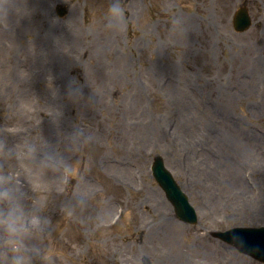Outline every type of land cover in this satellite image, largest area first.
<instances>
[{"label": "rangeland", "instance_id": "rangeland-1", "mask_svg": "<svg viewBox=\"0 0 264 264\" xmlns=\"http://www.w3.org/2000/svg\"><path fill=\"white\" fill-rule=\"evenodd\" d=\"M108 2L0 0V172L47 216L52 264H264L210 234L264 224V0H122L123 30ZM48 152L74 165L67 182ZM156 154L198 223L176 216Z\"/></svg>", "mask_w": 264, "mask_h": 264}, {"label": "clouds", "instance_id": "clouds-1", "mask_svg": "<svg viewBox=\"0 0 264 264\" xmlns=\"http://www.w3.org/2000/svg\"><path fill=\"white\" fill-rule=\"evenodd\" d=\"M8 6L0 8V14L7 15ZM105 15L106 27L123 30L126 27L125 9L122 0H109ZM179 27L177 19L172 20ZM72 93L77 88H70ZM79 135H84L79 133ZM85 139H88L85 136ZM0 142V148H3ZM36 146L27 145L28 154H34ZM44 166L63 169L65 182L74 165L55 153H45ZM23 181L19 173L0 172V264H52L44 240L49 220L41 214V206L29 207L25 203ZM83 198H81L82 200Z\"/></svg>", "mask_w": 264, "mask_h": 264}, {"label": "water", "instance_id": "water-1", "mask_svg": "<svg viewBox=\"0 0 264 264\" xmlns=\"http://www.w3.org/2000/svg\"><path fill=\"white\" fill-rule=\"evenodd\" d=\"M250 23V19L247 14L246 8L242 7L237 11V14L235 16V26L238 29H242L246 27ZM157 161H160L159 159ZM161 162V161H160ZM155 174L158 176V178L161 180L163 185L166 187L169 196L172 198L174 203L176 204V209L178 213L186 218L191 220H196V215L193 207L188 203L186 195L176 186V184L173 181L172 176L168 172L167 169L163 168V166L159 165V163H155ZM252 236H248L247 241L244 237H240L238 240L240 243H238V240H236L235 243H237L241 249L246 250L257 257L264 259V246L263 249H261L260 245H254L252 243Z\"/></svg>", "mask_w": 264, "mask_h": 264}, {"label": "bare ground", "instance_id": "bare-ground-1", "mask_svg": "<svg viewBox=\"0 0 264 264\" xmlns=\"http://www.w3.org/2000/svg\"><path fill=\"white\" fill-rule=\"evenodd\" d=\"M245 134H246L245 143L251 142L252 146H254L253 142L261 141V139L259 138V136L255 132L250 133L249 131H246ZM231 139H230V141H232ZM54 170L56 171V169H54ZM230 181H232V184H234V185L245 187V183L240 178L238 179L236 176H233L232 178H230ZM245 197L242 200L246 201Z\"/></svg>", "mask_w": 264, "mask_h": 264}]
</instances>
